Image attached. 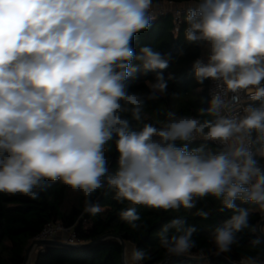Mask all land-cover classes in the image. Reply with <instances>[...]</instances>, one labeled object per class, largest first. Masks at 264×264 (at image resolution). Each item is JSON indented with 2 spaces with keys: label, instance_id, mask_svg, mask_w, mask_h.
Segmentation results:
<instances>
[{
  "label": "clouds",
  "instance_id": "clouds-1",
  "mask_svg": "<svg viewBox=\"0 0 264 264\" xmlns=\"http://www.w3.org/2000/svg\"><path fill=\"white\" fill-rule=\"evenodd\" d=\"M153 7L154 0H0V193L35 200L46 181L60 180L83 194L92 215L104 209L91 197L106 186L118 202L165 211L191 210L211 195L220 212H234L211 233L216 254L227 253L251 227L249 209L236 201L264 210V164L254 158L264 159V0H200L189 7L186 41L207 53V62L198 57L192 64L195 81L215 83L209 106L196 116L170 110L160 127L133 129L126 114L140 122L146 102L169 88L163 75L169 57L131 44L156 19ZM141 70L155 73L146 81L149 92L129 93L130 77ZM245 100L262 103L242 107ZM196 139L221 147L176 146ZM113 140L114 174L106 155ZM120 216L133 230L141 227L134 207ZM196 232L174 218L157 235L167 254L181 256L196 246ZM124 258L127 264V248ZM146 258L132 247V264ZM241 264L264 259L247 256Z\"/></svg>",
  "mask_w": 264,
  "mask_h": 264
},
{
  "label": "trees",
  "instance_id": "trees-1",
  "mask_svg": "<svg viewBox=\"0 0 264 264\" xmlns=\"http://www.w3.org/2000/svg\"><path fill=\"white\" fill-rule=\"evenodd\" d=\"M194 1L197 0H154V5L185 6L178 25H175L171 12L158 14L151 27L136 33L131 41L132 47L137 51L140 47L148 46L169 57V66L163 70L164 77L169 80L168 94L147 101L140 122L132 120L130 114H126L133 129H139L144 123L160 127V122L166 120V113L170 110L178 115L196 116L199 108L206 109L209 106L208 80L203 85L198 84L192 67L195 59L200 57L201 47L189 44L185 38L187 24L184 17L189 8L186 4ZM135 63L134 61L133 64ZM154 79L155 73L137 71L129 79L128 92L147 95L149 89L146 81ZM173 93L178 95L173 96ZM261 103L259 101L250 105L259 107ZM183 143L188 144L189 150L203 143H207L213 150L221 147L213 141L205 142L200 139L191 142L177 141L176 146H182ZM110 147L111 151L106 148V155L109 157L110 171L114 174L118 168L119 157L115 140L110 142ZM254 158L258 163L264 164V159ZM45 183V190L41 191L39 199L35 200L20 193H0V264H22L31 241L47 223L53 221L60 222L63 227L70 229L78 241L76 245L97 241L86 247L43 245L32 264H125L123 247L117 236L125 243L146 251L148 258L140 264H161L170 255L160 245L157 234L164 224L174 218H183L187 225L197 228L193 237L196 246L185 255L186 257H175L165 264H241L244 257L258 255L264 259V237L258 232V225L264 218V210L251 202L242 204L236 201L239 207L249 209L251 227L238 234L239 243L233 245L230 252L217 255L216 247L211 241V233L234 215V212L227 209L220 212V200L211 195L200 199L196 208L191 210L181 207L178 211H165L145 205H133L128 201L118 202L114 198L115 190L106 186L91 197L93 203L98 202L104 209L99 214L92 215L84 211L85 197L81 192L60 180ZM130 207H134L141 217L137 222L141 227L137 230H133L120 216L122 210ZM198 209L208 211L209 217L204 219L196 216ZM174 234H177L174 229L169 231L170 236ZM107 235L108 237L99 239ZM256 239H259L260 243L254 245L252 242Z\"/></svg>",
  "mask_w": 264,
  "mask_h": 264
},
{
  "label": "built area",
  "instance_id": "built-area-1",
  "mask_svg": "<svg viewBox=\"0 0 264 264\" xmlns=\"http://www.w3.org/2000/svg\"><path fill=\"white\" fill-rule=\"evenodd\" d=\"M199 2H200V0H197L196 5ZM184 9H185V6H183V5H175V4L160 5V6L154 5V7L152 9V13L156 17L158 14H163L165 12H171L173 15V19L175 21V25H178L180 18H181V14L183 13ZM199 58H202L204 60V62H207V53L205 52V50L202 47H201V53H200ZM262 83H264V82H262ZM214 88H215V83L211 80H208L209 100L211 99V92ZM230 95H232V94H230ZM243 95L244 94H242V96ZM250 101H252V100H245V103L242 107L248 106V103ZM240 111L242 112V108L240 109ZM214 143L217 144L216 142H214ZM64 230L69 232V235H68L67 239L65 240V242L68 244H77L78 241L76 240L75 236L70 231V229L63 227L60 222H55V221L47 223L34 239H38V240L52 239V237L57 232L64 231ZM40 250H42V246L40 247Z\"/></svg>",
  "mask_w": 264,
  "mask_h": 264
},
{
  "label": "water",
  "instance_id": "water-1",
  "mask_svg": "<svg viewBox=\"0 0 264 264\" xmlns=\"http://www.w3.org/2000/svg\"><path fill=\"white\" fill-rule=\"evenodd\" d=\"M256 102H259V101H250V102L248 103V105L253 104V103H256ZM262 225H264V218H262L260 224L258 225V232L262 235V237H264V233H262V232H261V229H260V227H261ZM106 237H108V235H107V236H102V237L99 238V239H103V238H106ZM117 238H118L120 244H121L122 247H123V260H125V258H124L125 242H124V240H123L121 237L117 236ZM99 239H98V240H99ZM96 241H97V240H95V241H93V242H89V243H87V244L76 245V244H68V243H66V242H62V241H59V240H53V239H41V240L34 239V240H32V242L29 244V246L27 247V249H26V251H25L24 260H23V263H22V264H26L27 259H28V257H29L30 250H31L34 246H36V245H37V246H43V245L55 244V245H66V246H72V247H86V246H90V245H92V244L95 243ZM175 257L184 258V257H186V256H185V255H181V256H169V257L166 258L161 264H165L167 261H169L170 259L175 258ZM193 259H194V258H193ZM195 259H197V260H202V259H205V258H195ZM124 263H125V261H124ZM125 264H126V263H125Z\"/></svg>",
  "mask_w": 264,
  "mask_h": 264
},
{
  "label": "rangeland",
  "instance_id": "rangeland-1",
  "mask_svg": "<svg viewBox=\"0 0 264 264\" xmlns=\"http://www.w3.org/2000/svg\"><path fill=\"white\" fill-rule=\"evenodd\" d=\"M160 5H165V4H159L158 6H160ZM260 229H261V232L262 233H264V225H262L261 227H260ZM68 235H69V232L68 231H59V232H57L53 237H52V239L53 240H59V241H62V242H65V240L67 239V237H68ZM32 242V241H31ZM40 247L41 246H34L31 250H30V253H29V257H28V259H27V262H26V264H32V262H33V259H34V257L36 256L35 254H37V252L38 251H40ZM132 247H133V245H131V244H127V243H125V248H127L128 249V251H129V259H128V261H127V264H132V261H131V259H130V253H131V249H132ZM125 248H124V252H125ZM125 261V260H124ZM126 263V262H125Z\"/></svg>",
  "mask_w": 264,
  "mask_h": 264
},
{
  "label": "crops",
  "instance_id": "crops-1",
  "mask_svg": "<svg viewBox=\"0 0 264 264\" xmlns=\"http://www.w3.org/2000/svg\"><path fill=\"white\" fill-rule=\"evenodd\" d=\"M186 6H189V7H195L196 6V2H189L188 4H186ZM39 247V246H38ZM36 255V254H35ZM35 258V257H34ZM34 260V259H33Z\"/></svg>",
  "mask_w": 264,
  "mask_h": 264
}]
</instances>
